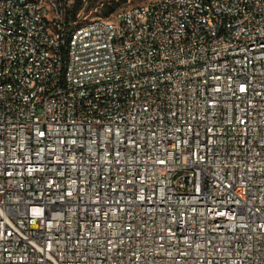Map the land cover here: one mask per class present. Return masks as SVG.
<instances>
[{
	"label": "built area",
	"instance_id": "2783aa9c",
	"mask_svg": "<svg viewBox=\"0 0 264 264\" xmlns=\"http://www.w3.org/2000/svg\"><path fill=\"white\" fill-rule=\"evenodd\" d=\"M0 0V264H264V0Z\"/></svg>",
	"mask_w": 264,
	"mask_h": 264
},
{
	"label": "rangeland",
	"instance_id": "374dc122",
	"mask_svg": "<svg viewBox=\"0 0 264 264\" xmlns=\"http://www.w3.org/2000/svg\"><path fill=\"white\" fill-rule=\"evenodd\" d=\"M143 1L145 0H75V7L79 8L78 12H80L86 20H90L96 17H110L112 13L107 15L105 13L110 6H114L116 11L122 7L139 4Z\"/></svg>",
	"mask_w": 264,
	"mask_h": 264
},
{
	"label": "trees",
	"instance_id": "16d2710c",
	"mask_svg": "<svg viewBox=\"0 0 264 264\" xmlns=\"http://www.w3.org/2000/svg\"><path fill=\"white\" fill-rule=\"evenodd\" d=\"M78 9L79 8H77V7H75L74 8V10H73V12H72V16L74 17L75 16V14L78 12ZM115 7L114 6H110V7H108V10L105 12L106 13V15L107 14H110V13H113L114 11H115Z\"/></svg>",
	"mask_w": 264,
	"mask_h": 264
}]
</instances>
